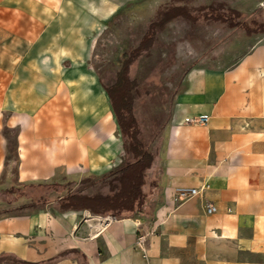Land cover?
<instances>
[{"label": "crops", "instance_id": "1", "mask_svg": "<svg viewBox=\"0 0 264 264\" xmlns=\"http://www.w3.org/2000/svg\"><path fill=\"white\" fill-rule=\"evenodd\" d=\"M136 1L0 0V184L9 132L23 188L111 171L124 142L91 59L108 24ZM191 1L194 9L219 4L255 17L245 2ZM187 2L146 0L145 13L160 17ZM240 46L221 58L224 66L187 73L149 171L156 187L144 214L95 216L52 200L0 218V261L264 264V34ZM202 116L207 123H195Z\"/></svg>", "mask_w": 264, "mask_h": 264}, {"label": "rangeland", "instance_id": "2", "mask_svg": "<svg viewBox=\"0 0 264 264\" xmlns=\"http://www.w3.org/2000/svg\"><path fill=\"white\" fill-rule=\"evenodd\" d=\"M240 2L248 3L251 6L248 11L254 12V18L264 23V0H234L233 5ZM194 3L188 0L184 4L194 9ZM145 12L146 0H137L130 8L124 7L97 40L91 66L104 87L119 88L126 92L142 139L152 152H158L160 160L172 108L184 88L187 73L199 67L224 66L222 60L239 51L248 35L243 30L230 29L221 24L207 26L202 23L204 21L191 22L184 18L150 32V23L159 16L147 17ZM261 34L264 33L250 37ZM118 129V135L122 137L119 126ZM7 135L10 141L8 172L0 184V218L34 213L46 207L48 199L59 196L107 195L113 177H104L121 169L127 158L123 143L122 151L108 173L75 174L63 179H59V175L58 181L66 185L65 190L52 187L41 190L23 188L17 183L15 134L9 132ZM13 186L16 189L9 194L7 190ZM9 261L6 258L0 264H9Z\"/></svg>", "mask_w": 264, "mask_h": 264}, {"label": "trees", "instance_id": "3", "mask_svg": "<svg viewBox=\"0 0 264 264\" xmlns=\"http://www.w3.org/2000/svg\"><path fill=\"white\" fill-rule=\"evenodd\" d=\"M178 17L191 22L204 21L207 23L225 24L230 29L245 31L248 36L264 33V23H260L255 18H247L233 9H225L224 6L219 4L193 10L187 7L174 8L162 13L156 21L152 22L149 26V31L152 32L158 28H163L167 23ZM125 69L127 72V64ZM105 89L111 100L114 115L124 142V151L127 157L124 166L104 177V179L113 177L109 182L110 192L107 195L91 197L70 194L48 199L46 204L52 200L61 199L60 208L64 211L86 210L95 216H112L116 219H124L133 214H144L150 199V191L156 184L155 180L149 179V171L154 168L159 155L158 152H152L143 141L141 129L133 114L131 100L126 92L119 88L105 87ZM65 186L31 185L29 187L34 190L48 187L65 190ZM13 191L10 190L8 193L10 194ZM9 262L12 264H28L16 259H10Z\"/></svg>", "mask_w": 264, "mask_h": 264}, {"label": "built area", "instance_id": "4", "mask_svg": "<svg viewBox=\"0 0 264 264\" xmlns=\"http://www.w3.org/2000/svg\"><path fill=\"white\" fill-rule=\"evenodd\" d=\"M207 116H202L200 117L198 120L195 121V123H199V124H206L207 123ZM192 120H187V122H191ZM189 194L188 195H194L195 191L194 190H188L187 191ZM207 213L208 214H213L216 212L217 208L215 205H213L212 203L208 204L207 207Z\"/></svg>", "mask_w": 264, "mask_h": 264}]
</instances>
